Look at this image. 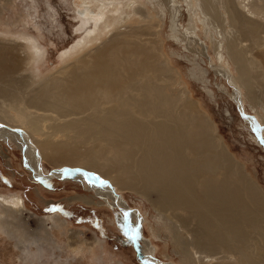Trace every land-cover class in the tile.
<instances>
[{
	"label": "bare ground",
	"instance_id": "bare-ground-1",
	"mask_svg": "<svg viewBox=\"0 0 264 264\" xmlns=\"http://www.w3.org/2000/svg\"><path fill=\"white\" fill-rule=\"evenodd\" d=\"M160 1L167 2L174 17L175 37L186 36L190 49L202 56L208 46L205 51L199 48V29L191 17L183 31L176 32L181 26L179 7L185 5L194 17L198 14L220 31L227 30L230 19L235 34L227 42V53L238 74L233 76L224 63L217 71L233 79L229 82L235 96L246 88L253 100L264 102V0ZM74 2L82 30H93L107 11L120 15L108 22L103 36H92L87 48L80 47L42 77L35 73L41 71V47L33 37L29 47L39 55H29L21 41L0 38V138L20 146L38 179L69 176L90 184L84 173L104 177L107 185L97 181L93 186L126 211V227L138 240L143 238L139 213L118 190L146 196L174 221L179 233L186 232L192 264H264V190L192 97L166 56L163 37L147 39L162 27L160 20L152 22L155 14L147 1ZM214 40L213 48L223 60L224 45ZM242 112L263 131L256 119ZM43 160L54 165L51 173L42 169ZM76 198L95 203L88 196ZM25 209L22 196L0 194V227L17 233ZM48 219L65 225L59 214ZM145 242L140 247L145 261L172 264L156 259L154 248ZM67 247L73 248L69 242ZM79 249L84 251L81 243L73 248Z\"/></svg>",
	"mask_w": 264,
	"mask_h": 264
},
{
	"label": "rangeland",
	"instance_id": "rangeland-1",
	"mask_svg": "<svg viewBox=\"0 0 264 264\" xmlns=\"http://www.w3.org/2000/svg\"><path fill=\"white\" fill-rule=\"evenodd\" d=\"M145 1L156 16L152 22L160 20L162 23L157 32L147 34V39L163 37L166 56L181 72L192 97L209 114L218 134L264 190V143L260 140L264 137V102L253 100L246 88L238 89L240 97L235 96V89L229 82L233 79L228 80L224 73L217 71L224 63L233 76L238 74L236 64L227 53V42L235 34L230 19L225 24L229 26L227 30L220 31L206 25V20L198 14L194 17L185 5L179 7L181 26L176 32L183 31L191 17L199 29V48L205 51L208 46L207 55L202 56L190 49L192 43L186 36L175 37L174 17L167 2ZM119 12L107 11L104 21L92 26L93 30H89L90 26L82 30L81 15L74 0H0V38L21 41L27 44L29 55H39L29 47L33 37V42L41 47L38 58L41 71L34 70L42 77L73 57L80 47L81 50L87 48L93 42H90L92 36H103L101 31L120 15ZM159 12L164 14L163 20ZM213 38L224 45L223 60L213 48ZM242 111L256 119L263 131ZM26 159L25 152L13 140L0 138V194L20 195L27 205L23 218L18 221L17 233L0 227V264H153L145 261L140 253V247L147 245L145 240L154 248L156 259L172 264H192L186 254L188 234L179 233L174 221L162 214L146 196L130 189L116 191L130 209L139 213L143 238L138 240L126 227V211L110 204L112 199L105 197L104 192L69 176L38 179ZM42 162L46 174L55 169L49 160ZM85 196L95 203L76 198ZM151 197L156 198V194L151 193ZM55 214L65 221L64 226L48 219V215ZM78 239L84 251L80 248L74 252L73 248L80 245ZM68 242L73 248L67 247Z\"/></svg>",
	"mask_w": 264,
	"mask_h": 264
},
{
	"label": "snow or ice",
	"instance_id": "snow-or-ice-1",
	"mask_svg": "<svg viewBox=\"0 0 264 264\" xmlns=\"http://www.w3.org/2000/svg\"><path fill=\"white\" fill-rule=\"evenodd\" d=\"M261 142L264 143V137L261 138ZM85 178L88 180V182L92 185H96L97 181H99V186L107 185V181L100 180L98 176H96L93 173H84Z\"/></svg>",
	"mask_w": 264,
	"mask_h": 264
},
{
	"label": "water",
	"instance_id": "water-1",
	"mask_svg": "<svg viewBox=\"0 0 264 264\" xmlns=\"http://www.w3.org/2000/svg\"><path fill=\"white\" fill-rule=\"evenodd\" d=\"M134 238H135V236H134ZM135 239H136V238H135ZM136 243H137V248H138V244H139V243L137 242V240H136Z\"/></svg>",
	"mask_w": 264,
	"mask_h": 264
},
{
	"label": "trees",
	"instance_id": "trees-1",
	"mask_svg": "<svg viewBox=\"0 0 264 264\" xmlns=\"http://www.w3.org/2000/svg\"><path fill=\"white\" fill-rule=\"evenodd\" d=\"M26 203V202H25Z\"/></svg>",
	"mask_w": 264,
	"mask_h": 264
}]
</instances>
